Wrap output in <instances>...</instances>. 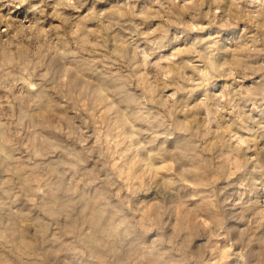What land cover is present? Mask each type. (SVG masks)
Here are the masks:
<instances>
[{"label":"clouds","instance_id":"9594fccd","mask_svg":"<svg viewBox=\"0 0 264 264\" xmlns=\"http://www.w3.org/2000/svg\"><path fill=\"white\" fill-rule=\"evenodd\" d=\"M0 264H264V0H0Z\"/></svg>","mask_w":264,"mask_h":264},{"label":"rangeland","instance_id":"374dc122","mask_svg":"<svg viewBox=\"0 0 264 264\" xmlns=\"http://www.w3.org/2000/svg\"><path fill=\"white\" fill-rule=\"evenodd\" d=\"M23 10H21V13H22Z\"/></svg>","mask_w":264,"mask_h":264}]
</instances>
